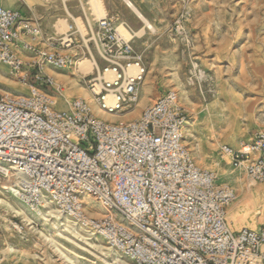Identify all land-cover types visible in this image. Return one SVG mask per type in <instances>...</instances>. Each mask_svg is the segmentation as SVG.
<instances>
[{
    "label": "built area",
    "instance_id": "2783aa9c",
    "mask_svg": "<svg viewBox=\"0 0 264 264\" xmlns=\"http://www.w3.org/2000/svg\"><path fill=\"white\" fill-rule=\"evenodd\" d=\"M90 17L85 35L69 17L65 33L46 36L0 6V69L26 90L0 89V179L33 217L51 209L102 239L115 264H264V222L258 230L230 228L237 194L197 166L185 144L190 118L175 91L136 120L98 115L135 109L147 72L114 22ZM80 52L94 65L85 76L93 105L69 101L55 77L74 69ZM219 155L264 183V130Z\"/></svg>",
    "mask_w": 264,
    "mask_h": 264
},
{
    "label": "rangeland",
    "instance_id": "374dc122",
    "mask_svg": "<svg viewBox=\"0 0 264 264\" xmlns=\"http://www.w3.org/2000/svg\"><path fill=\"white\" fill-rule=\"evenodd\" d=\"M130 1L154 27L153 31L147 29L131 40L142 56L152 100L146 105L140 101L135 109L123 112L136 114L125 120L139 119L148 106L175 91L190 118L184 134L185 144L197 166L215 172L218 182L230 185L237 194L228 209L230 228L258 230L264 216L259 222L252 221L250 208L243 204L249 199L243 200L236 180L253 191L258 188L264 191V183L253 182L233 170L230 161L219 155V150L225 145L238 148L264 130V0ZM14 2L23 12L29 8L27 3L31 4L35 15L38 12L37 0ZM88 2L90 0H74L70 8L66 3L67 15L75 20L82 35L86 34L84 15L92 21L91 12L97 20L110 15L108 18L116 26L119 21H127L135 31L143 27L125 0H102L104 12L100 14L90 10ZM111 6L115 16L110 14ZM68 20L58 21L57 34L67 31ZM80 54L78 61L84 58L82 52ZM58 73L64 75L55 77L64 87L68 100L83 98L79 92L87 90L88 78L78 72V65ZM0 75V89L12 87L13 93L26 91L5 70H0ZM142 89L144 92V82ZM2 184L1 189L5 191L7 183L2 181ZM5 195L19 206L15 198L0 193L2 198ZM18 204L25 209L20 201ZM50 211L53 210H46ZM102 212L107 213V210L102 208ZM54 221L57 220L50 217H33L29 212L23 218L8 206L0 205V264H115L113 252L102 239L75 228L71 222L73 227L69 231L58 230ZM11 223L23 224L26 231L19 234ZM98 247L104 248L108 255Z\"/></svg>",
    "mask_w": 264,
    "mask_h": 264
},
{
    "label": "bare ground",
    "instance_id": "6f19581e",
    "mask_svg": "<svg viewBox=\"0 0 264 264\" xmlns=\"http://www.w3.org/2000/svg\"><path fill=\"white\" fill-rule=\"evenodd\" d=\"M125 2H126L127 7L129 9H131L132 11H134L136 16L142 22L143 27L141 29H138L137 31H135V30H133L134 28L131 29V27L127 21H119L118 22L119 25L117 24V27H118V31H119L120 35L125 40H134L136 37H139L143 33H145L147 29L153 31L154 27L151 25L150 21L142 13H140L136 9L135 5L130 0H125ZM88 3L91 7L90 10H93L94 13L96 12V14H100V13L104 12L102 0H90V2H88ZM109 16L110 15H107L106 17H109ZM93 70H94V65L89 60L80 59V61H78V72H80L81 74L88 76V75L93 74ZM0 78L2 79L1 75H0ZM149 85H150V83H149V79L147 77L146 80L144 79V92H143L142 99H141V103L143 105L148 104L152 100V92H151L150 87H148ZM7 88L14 89L12 87H7ZM79 95L81 97L85 98L86 100H88L93 105V97L91 96V94L87 90L79 92ZM59 106L60 107L62 106L61 102L59 103ZM97 113L103 119L109 120L111 122H115L117 120H125L130 115H133L130 117H135V115H136L135 113H134L135 114L134 115L133 113L130 114L129 112H127V113H129V115H126L125 114L126 112L120 113V114H106V113L100 112L98 110H97ZM130 117H129V119H130ZM210 147L213 148L214 146H210ZM236 183L242 189L243 200L249 199V201H246L243 204L245 207L250 208L251 214H252V221L253 222L261 221L263 216H264V191L261 188H258L257 190L253 191L250 187L244 186L243 182L240 180H236ZM2 186H4V184H2V180L0 179V193L4 192V194H7L9 197L15 198L14 201L19 206L16 207L13 203H11L8 200V197L6 198V195H5V198H2L0 196V205L8 206L10 208V210H12L14 213L22 215L23 218H25L26 212H29V211L26 208H25L26 209L25 210L20 204H18L19 200L9 191V187H7L5 189V191H2V189H1ZM89 203L93 204V202L91 200L89 201ZM41 216H42V219H44L46 217L55 218L57 221H54V224L58 228V230L62 228V230L69 231V229H72L71 227H73L70 225V222L66 221L67 223H65L64 220H62L63 218L58 213H56L55 211H50L49 213H47L45 211L44 214L42 213ZM45 220H47V219H45ZM98 249L103 254L108 255V252L105 251L104 248L98 247Z\"/></svg>",
    "mask_w": 264,
    "mask_h": 264
},
{
    "label": "crops",
    "instance_id": "0c3cea01",
    "mask_svg": "<svg viewBox=\"0 0 264 264\" xmlns=\"http://www.w3.org/2000/svg\"><path fill=\"white\" fill-rule=\"evenodd\" d=\"M12 2H9L8 0H0V6L8 9V10H14L21 12L27 19L33 20L36 22L42 29L43 33L46 36H52L55 34V25L58 23L61 19H69L67 12H66V3L70 6L72 5V2L74 0H69L66 2H63V0H55L54 2L47 3L44 0H37V10L38 12L33 13V10H31V4L27 3L28 10L25 12L21 11L20 8L15 4L14 0H11ZM110 14L112 16H115V10L114 7L109 8ZM70 20V19H69ZM68 20V22H69ZM0 70H5L6 68H2ZM56 77L64 76L56 74ZM142 95H143V89H142ZM64 105L63 103H61Z\"/></svg>",
    "mask_w": 264,
    "mask_h": 264
}]
</instances>
